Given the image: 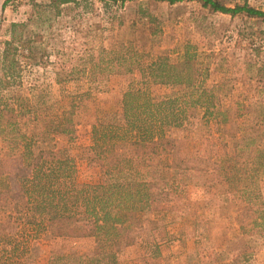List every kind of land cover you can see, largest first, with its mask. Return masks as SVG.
<instances>
[{
  "label": "trees",
  "instance_id": "16d2710c",
  "mask_svg": "<svg viewBox=\"0 0 264 264\" xmlns=\"http://www.w3.org/2000/svg\"><path fill=\"white\" fill-rule=\"evenodd\" d=\"M13 1L4 0L3 6ZM29 1V18L10 24L9 39L0 50V264H21L29 239L42 234L93 241L84 255L52 250L48 264H121L123 251L169 215L193 219L190 225L202 237L199 228L206 233L208 221L202 222L192 208L186 210L191 201L215 213L234 210L238 233L221 254L229 264H249L254 237L264 238V197L259 187L264 174V66L245 62L248 85L256 95L230 99L226 81L208 83L212 52L203 61L198 47L186 43L174 57L171 51L154 55L139 45L135 23L127 27L118 23L109 48L89 54L79 68L83 74L132 77L118 106L97 116L91 126L87 161L97 168L98 180L80 183L74 159L58 147L56 138L72 141L75 111L90 92L63 90L76 73L64 65L54 72L57 93L51 84L24 85L29 68L52 64L51 22L61 15L62 6L77 0ZM97 1L123 6L140 0ZM147 1L168 5L197 1L212 13L264 22V12L246 2L227 7L217 0ZM140 19L154 46L161 27L150 14H141ZM124 27L130 32L126 38L120 33ZM157 87L169 92L159 95ZM191 120L207 129L213 126L216 139L207 137L203 147L191 146L178 162L168 163L178 151L167 131ZM189 187L199 189V196L187 197ZM142 247L147 260L161 255L158 243L146 239Z\"/></svg>",
  "mask_w": 264,
  "mask_h": 264
},
{
  "label": "rangeland",
  "instance_id": "374dc122",
  "mask_svg": "<svg viewBox=\"0 0 264 264\" xmlns=\"http://www.w3.org/2000/svg\"><path fill=\"white\" fill-rule=\"evenodd\" d=\"M49 1L36 0V3L46 4ZM217 1L227 7L246 2L249 6L264 12V0ZM3 2L4 0H0V50L4 41L9 39L10 24L26 22L32 10L29 0H15L4 6ZM141 14L152 15L161 27V35L154 46L147 41L148 33L144 21L140 19ZM120 22L126 27L135 23L139 45H143L147 52L154 55L171 51L174 52L171 53L174 57L186 43L198 47L203 61L204 55L212 52L213 58L210 61L212 75L208 83L226 81L228 83L226 95L230 99L255 94L248 85L245 62L253 60L260 65V68L264 66V22L258 18L245 16L232 18L229 15L212 13L197 1L168 5L140 0L126 2L120 6L103 4L97 0H77V3L62 6V13L51 22V32L48 35L50 46H53L48 52H54V55L50 56L52 64L29 68L24 74V85L28 87L31 83L51 84L53 93H57L59 87L54 84V72L64 65L68 70L74 68L76 73L70 82L63 85V90L71 94L87 90L90 92L75 111V132L72 141L67 142L63 137L56 138L58 147L65 148L74 159L77 166L76 180L80 183L98 180L97 168L87 161L91 126L97 116L118 106L132 77L83 74L80 73L79 68L83 64L82 60L89 58L86 56L91 53L96 54L101 47L109 48L118 31L117 24ZM120 33L123 38L130 35L125 27ZM89 80H95V83L89 84ZM261 83H264V78ZM154 90L159 95L169 92V89L164 87H157ZM167 134L177 146L178 153L171 155L167 160L168 163L173 164L183 158L181 156L187 152L184 150H190L191 146L203 147L207 137L210 141L216 139L213 126L207 129L199 121L194 120L183 128L168 130ZM186 161L187 159L184 160ZM5 164L11 169L10 161L6 160ZM259 187L264 197V174L259 178ZM184 194L187 197L189 195L190 199H195L200 191L195 187H189ZM186 199H182V204L185 205ZM189 204L186 210L192 208L203 217L200 219L202 222L208 221L206 233L203 228H199L202 237L195 235L190 225L193 219L184 222L179 217L169 215L160 220L155 231L143 232L136 245L123 251L120 255L121 264H205L209 260L212 264H229L230 259L221 252L227 247L228 240L238 233L233 220L234 210L215 213L214 209L207 211L201 207V204L192 201ZM0 220H3L1 214ZM164 233H168L169 237H163ZM254 238V243L249 248L252 255L249 264H264V238ZM146 239L152 244L158 243L161 251L159 258L147 260L148 257L145 256L142 247ZM29 240H31L29 250L20 258L21 264H48L52 250H58L66 255L69 253L84 255L88 254L93 246V241L90 239H51L44 234Z\"/></svg>",
  "mask_w": 264,
  "mask_h": 264
}]
</instances>
